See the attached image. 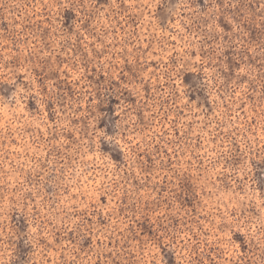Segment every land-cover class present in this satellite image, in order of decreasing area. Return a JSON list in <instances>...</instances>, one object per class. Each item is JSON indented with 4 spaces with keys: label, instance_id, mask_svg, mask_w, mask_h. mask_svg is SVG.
Wrapping results in <instances>:
<instances>
[{
    "label": "clouds",
    "instance_id": "clouds-1",
    "mask_svg": "<svg viewBox=\"0 0 264 264\" xmlns=\"http://www.w3.org/2000/svg\"><path fill=\"white\" fill-rule=\"evenodd\" d=\"M0 264H264V0H0Z\"/></svg>",
    "mask_w": 264,
    "mask_h": 264
}]
</instances>
